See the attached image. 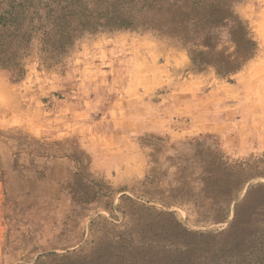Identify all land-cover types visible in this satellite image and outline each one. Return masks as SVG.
<instances>
[{"label":"rangeland","instance_id":"374dc122","mask_svg":"<svg viewBox=\"0 0 264 264\" xmlns=\"http://www.w3.org/2000/svg\"><path fill=\"white\" fill-rule=\"evenodd\" d=\"M0 264H264V0H0Z\"/></svg>","mask_w":264,"mask_h":264},{"label":"trees","instance_id":"16d2710c","mask_svg":"<svg viewBox=\"0 0 264 264\" xmlns=\"http://www.w3.org/2000/svg\"><path fill=\"white\" fill-rule=\"evenodd\" d=\"M236 222V219L233 221V224Z\"/></svg>","mask_w":264,"mask_h":264}]
</instances>
